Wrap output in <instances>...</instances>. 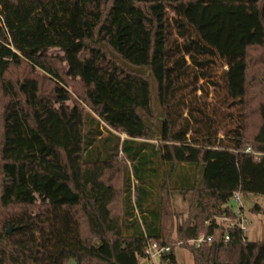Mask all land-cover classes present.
<instances>
[{
    "label": "trees",
    "instance_id": "obj_1",
    "mask_svg": "<svg viewBox=\"0 0 264 264\" xmlns=\"http://www.w3.org/2000/svg\"><path fill=\"white\" fill-rule=\"evenodd\" d=\"M0 18V264H139L147 241L164 264H264V239L218 221L235 193L264 216V0H0Z\"/></svg>",
    "mask_w": 264,
    "mask_h": 264
},
{
    "label": "rangeland",
    "instance_id": "obj_2",
    "mask_svg": "<svg viewBox=\"0 0 264 264\" xmlns=\"http://www.w3.org/2000/svg\"><path fill=\"white\" fill-rule=\"evenodd\" d=\"M58 52L59 51L57 49H53L50 51L51 54L52 53L53 54L58 53ZM68 91L74 97V95L71 93V91L70 90H68ZM209 97H211V95ZM208 101L213 103L211 98H209ZM115 134L119 135L121 140L125 139L124 135H122L118 132ZM251 199L254 201L253 198H251ZM260 199H262V198H260ZM259 202H260V204L262 203V201H259ZM170 203H171V207L174 211L184 210L185 203H184L182 197H180L178 195H171L170 196ZM229 204L232 208H234V205L232 202H230ZM243 217L245 219L246 231L244 233V236H245L246 240L248 242H258V241L263 240L264 239V216L254 212V211L247 210L245 208V210L243 212ZM218 221H219V223L223 224V227H228L229 225L233 224L235 220L228 218V220H218ZM172 239H173V241H175V243H179V242H176L177 240L175 237H173ZM174 256L176 259V264H193L191 253L186 249L176 248L174 251ZM139 264H145V263L142 260H140Z\"/></svg>",
    "mask_w": 264,
    "mask_h": 264
},
{
    "label": "built area",
    "instance_id": "obj_3",
    "mask_svg": "<svg viewBox=\"0 0 264 264\" xmlns=\"http://www.w3.org/2000/svg\"><path fill=\"white\" fill-rule=\"evenodd\" d=\"M0 24H2V20L0 18ZM246 152L249 153L250 149L246 148ZM244 199L239 193H235L232 198L231 202L234 205V208H232L233 212L235 213V221L233 224L229 225L228 227L230 228H237L239 231H241L243 234L246 231L245 228V219L243 217V212L245 210V203ZM228 220V219H225ZM221 242V243H226L229 241V237L227 234H224L220 238H215V237H205L203 234H199L196 239L189 240L187 241V245L194 247L195 249L200 248L203 244H210L212 242ZM177 245H180V242L177 243ZM169 252L168 247H158V245L154 242L147 241L145 250H144V255L142 257V261L145 264H164L160 262V259Z\"/></svg>",
    "mask_w": 264,
    "mask_h": 264
},
{
    "label": "water",
    "instance_id": "obj_4",
    "mask_svg": "<svg viewBox=\"0 0 264 264\" xmlns=\"http://www.w3.org/2000/svg\"><path fill=\"white\" fill-rule=\"evenodd\" d=\"M244 203H245V207H246V209H247V210H251L253 204L250 203V202L247 201V200H245ZM13 230H14V229H13L11 226H9L8 229L6 230V234H10ZM70 264H74V263L71 262Z\"/></svg>",
    "mask_w": 264,
    "mask_h": 264
}]
</instances>
